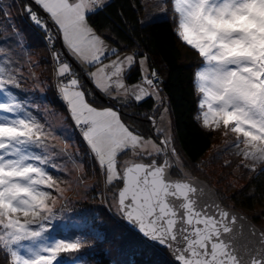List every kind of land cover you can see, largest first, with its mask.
I'll return each mask as SVG.
<instances>
[{"label": "snow or ice", "instance_id": "snow-or-ice-1", "mask_svg": "<svg viewBox=\"0 0 264 264\" xmlns=\"http://www.w3.org/2000/svg\"><path fill=\"white\" fill-rule=\"evenodd\" d=\"M111 3L0 0V264H62V253L88 264L79 253L97 243L107 245L105 256L115 252L97 264H264V225L252 223L259 214L235 212L192 175L199 166L177 146L163 80L137 34L170 23L196 59L194 121L225 137L235 170L255 179L264 176V0H127L131 16L121 11L115 27H94ZM18 20L42 33L51 61L43 80ZM134 70L137 80L127 83ZM28 78L68 113L82 155L49 143L56 133L22 90ZM145 104L139 121L129 122L125 110ZM61 134L73 138L68 129ZM64 158L81 172L87 163L98 179L83 185V195L95 191L103 215L118 225L106 235L94 231V242L88 233L54 237L56 222L68 219L65 193L82 185V177L63 179L66 166L57 161Z\"/></svg>", "mask_w": 264, "mask_h": 264}, {"label": "rangeland", "instance_id": "rangeland-1", "mask_svg": "<svg viewBox=\"0 0 264 264\" xmlns=\"http://www.w3.org/2000/svg\"><path fill=\"white\" fill-rule=\"evenodd\" d=\"M149 2H151V0H149ZM150 13H155V11H150ZM17 23L20 24L21 28L25 29L24 43L27 46V51L31 55V59L33 61L39 62L38 66H36L33 71L36 73L39 79L43 80L45 79V77H48L51 74V61L50 57L48 56L47 50L45 52L41 50V47L38 46V42L35 41L34 36L40 35V31L37 29L28 30V25H25L22 21L18 20ZM105 63H107V61H105ZM24 74L25 76L28 75L27 68L25 69ZM88 86L91 87L90 84ZM22 90L28 93L29 100H32L34 104L39 105V111L42 118L49 122L53 131L56 133L55 138L50 139L49 143L51 145H55L57 149L66 147V151L68 153L75 154L77 153V149H79V154L83 153V144L80 143L78 130L74 131L73 121L70 118H67V112H63V110H60L59 107H62L60 103H56V106L58 108L53 105V92L51 90H45L43 88H35L33 85V80L31 78H28L27 81L22 84ZM45 94L47 96V99L42 100L41 97ZM62 109L64 108L62 107ZM127 111H129L130 114L129 122L139 121L138 117H136V120H133L135 115L131 112V110L127 109ZM62 129H68L69 132H72L73 138L66 139V135L61 134ZM215 136L216 141L214 142L211 151L206 154L202 161L199 163H190L185 154L181 150L180 151L182 152L185 161L190 166H199L198 169H192V175L207 180L208 183L217 191L220 201H222L224 205L232 208L231 205L235 206L232 201V196H235V193L240 192L239 190L244 188V185L250 178L251 174H242L241 169L238 171L235 170L234 162L236 158L232 155L233 150H224L226 138L223 137L220 133ZM177 146L180 149L178 143ZM225 161H232L233 167L225 166ZM57 163H64L66 166V172L63 175L64 180H75L77 177H82V185L77 186L76 184H72L71 190L65 193L72 201V203L69 204L67 208L68 219L56 222L55 233L59 230L63 231L64 233L70 232V234L72 235L75 232L78 234L88 233L89 241H93L92 233L94 231H99L101 235H105V232H107V230L118 228V225L116 223H113V221L107 219L103 215L104 206L100 203L99 197H97L96 200L93 199L92 195H96L95 191L90 190L87 192L86 196L83 195V185H93L98 179L92 174V170L89 168V166L85 163L84 171L81 172L78 167H76L71 161H67L66 158L58 160ZM77 163H79V161H77ZM61 186L68 187V185L66 184H62ZM230 202L232 204L228 205ZM236 208H238L237 210L241 213L247 215L249 219L259 214V219H253L252 221L258 227L264 225V201L257 204L252 210L245 207ZM97 217L98 219H94ZM101 219L104 220L103 224H100L99 222ZM49 231L52 232L53 230L50 229ZM105 247H107V245H105ZM61 255L65 257L62 264H71L72 258H67V255L63 253Z\"/></svg>", "mask_w": 264, "mask_h": 264}, {"label": "trees", "instance_id": "trees-1", "mask_svg": "<svg viewBox=\"0 0 264 264\" xmlns=\"http://www.w3.org/2000/svg\"><path fill=\"white\" fill-rule=\"evenodd\" d=\"M142 2H144V0H142ZM121 11L131 16V13L127 8V0H112L110 8L92 20L93 26L101 28L112 25L115 27L120 23L118 13H121ZM150 11L155 10L152 8L144 10V12L149 13L150 15L155 14L150 13ZM140 15L143 17L144 13H141ZM170 19L171 17L169 16V22ZM169 27L170 23L151 25L142 32L137 29V34L144 38V42L148 46L149 56L151 58L150 63L152 64V67L159 72L161 79L163 80L162 94L166 97L167 102L172 109V123L180 150L185 154L190 163H199L205 155L211 151L212 146L216 141L215 135H218V133L213 132L212 134H208V132L199 127L193 119L196 115L197 99L196 94L193 91V69L191 68V65L196 62V59L187 47L177 41L175 36H173L169 30ZM28 30L33 29L29 28ZM34 37L35 41L39 44L38 46L45 52L46 48L43 46L42 33L40 32V35ZM138 75L139 74L134 70L131 78L127 82H135ZM53 105L57 107L56 103ZM148 107L149 105L145 104L140 108L133 107L129 110L135 115L136 112H143ZM59 108L61 111L63 110V112H66L62 107ZM127 112L129 113V111ZM133 120H136V116H134ZM241 173L247 174L249 172L241 169ZM253 177L254 174H251L250 178L245 183L244 188L239 190L240 192L235 193V196H232V201L235 206L231 205L232 201L228 205H231L232 208L245 207L252 210L257 204L264 201V176L255 179ZM113 223L115 222L113 221ZM111 231V229L107 230L105 235L109 234ZM74 235H78V233L75 232L72 235L70 232L64 233L60 230L54 233L55 238H63L65 236L71 237ZM90 242L93 241L90 240ZM103 248H105V245L97 244L95 248L82 250L79 255L82 259L88 261V264H97L98 261L107 262L115 257L114 251L111 255L105 256ZM67 258L72 257L67 255ZM157 258L160 260L165 259L164 256L148 257V259ZM129 259H131V257H129ZM138 259L143 258L138 257Z\"/></svg>", "mask_w": 264, "mask_h": 264}, {"label": "water", "instance_id": "water-1", "mask_svg": "<svg viewBox=\"0 0 264 264\" xmlns=\"http://www.w3.org/2000/svg\"><path fill=\"white\" fill-rule=\"evenodd\" d=\"M198 179H200L201 181H203L204 183H205V185L207 186V188L210 190V193H215V198L218 200V201H220V199H219V196H218V194H217V191L208 183V181L207 180H205V179H203V178H200V177H197ZM224 205V204H223ZM235 212H237V213H240V214H242V215H245V214H243V213H241L240 211H238L237 209H234V208H232ZM252 223L253 224H255L253 221H252ZM256 225V224H255ZM258 227V226H257ZM259 228V227H258Z\"/></svg>", "mask_w": 264, "mask_h": 264}]
</instances>
